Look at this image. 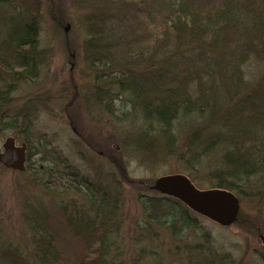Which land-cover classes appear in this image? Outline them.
I'll return each instance as SVG.
<instances>
[{"label": "trees", "instance_id": "16d2710c", "mask_svg": "<svg viewBox=\"0 0 264 264\" xmlns=\"http://www.w3.org/2000/svg\"><path fill=\"white\" fill-rule=\"evenodd\" d=\"M15 1L0 0V130L17 129L27 144V168H33L35 106L28 99L19 108L11 106L13 93L38 78L43 49L34 0ZM105 1L130 14L132 40L123 44L126 62L121 63L112 57L115 49L103 26L89 24L85 50L98 70L95 78L128 92L138 102L146 126H158L167 145L175 140L181 121L209 119L217 124L220 129L211 138L203 128L193 131L189 145L199 151L187 155L198 160L197 155L218 144L223 155L213 171L214 187L235 192L247 186L264 208V73L254 85L245 80L243 68L254 59L264 69V0ZM184 51L198 52L200 61L184 63ZM136 76L138 81H133ZM101 94L99 89L96 96ZM107 108L113 110L108 103ZM42 139L36 147L41 162L34 173L46 175V188L61 195L72 191L81 200L60 201L50 213L37 204L28 207L24 216L34 257L39 264H122L118 188L71 171ZM150 186L137 197L143 217L139 229L147 235L149 228L168 230L174 242L201 236L203 245L196 241L185 246L188 264H225L227 257L216 252L207 232L198 235L199 217ZM145 249L151 264H168L152 248L141 247L139 254ZM259 256L264 264V253ZM0 264L29 263L17 248L0 243Z\"/></svg>", "mask_w": 264, "mask_h": 264}, {"label": "rangeland", "instance_id": "374dc122", "mask_svg": "<svg viewBox=\"0 0 264 264\" xmlns=\"http://www.w3.org/2000/svg\"><path fill=\"white\" fill-rule=\"evenodd\" d=\"M12 1L16 2L6 0L7 3ZM34 6L37 8L40 48L43 49L41 71L32 84L13 93L11 106L12 109L19 108L27 99L35 106L31 140L34 155L30 160L33 168H27L26 164L24 171L16 172L0 165V243L17 248L27 263L39 264L34 257L24 216L28 207L37 204L50 213L60 201L80 203L81 198L76 193L69 191L61 195L57 190L49 189L50 186L46 188V175L34 173V168L41 162L36 147L44 143L43 136L47 148H54L71 171L88 180L102 182L110 189L118 188L121 221L118 242L122 264H151L153 261L146 254L148 249L144 250V255L139 254L144 246L156 250L168 264H188L186 244L190 246L199 241L203 245L204 239L187 236L181 243L174 242L168 230L153 228L148 229L147 235L145 230L139 229L143 217L137 197L146 192V186L152 185L157 177L172 173L188 176L199 189L214 188L213 171L223 155L222 148L214 144L212 150L197 155L195 161L187 152L199 151V147L189 145L194 130L203 128L211 138L220 127L209 119L206 122L181 121L174 132L175 140L167 145L158 126H146L138 102L128 92L120 93L117 84L101 83L95 78L98 70L90 64L91 57L85 50L89 24L95 22L103 26L102 31L109 37L111 48L115 49L112 57L116 55L121 63L124 61L121 56L123 44L132 40L130 14L121 13L113 2L34 0ZM184 53V63L193 58L195 62L200 61L198 52ZM143 61L142 72L146 70L147 60ZM243 68L245 80L254 85L264 73L254 59ZM134 78L133 81L139 79L138 76ZM99 89L102 94L97 97ZM107 103L113 110L107 108ZM7 136L15 137L19 145L24 141L17 129H2L0 151ZM232 193L239 198L241 221L223 227L196 214L199 217L198 235L207 232L216 252L227 257L225 264H263L259 253H264V245L259 236L264 235V208L247 186ZM73 258L71 256L72 261Z\"/></svg>", "mask_w": 264, "mask_h": 264}, {"label": "water", "instance_id": "95a60500", "mask_svg": "<svg viewBox=\"0 0 264 264\" xmlns=\"http://www.w3.org/2000/svg\"><path fill=\"white\" fill-rule=\"evenodd\" d=\"M26 157L25 143L18 145L14 137H5L0 151V164L4 168L16 172L24 171ZM149 188L161 195L178 199L192 212L223 227L234 224L239 216L237 195L219 187L201 190L184 174L162 175L157 177ZM259 237L264 245V235L260 234Z\"/></svg>", "mask_w": 264, "mask_h": 264}]
</instances>
